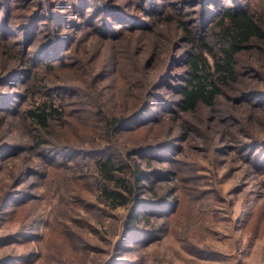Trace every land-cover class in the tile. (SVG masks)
<instances>
[{
    "label": "rangeland",
    "instance_id": "rangeland-1",
    "mask_svg": "<svg viewBox=\"0 0 264 264\" xmlns=\"http://www.w3.org/2000/svg\"><path fill=\"white\" fill-rule=\"evenodd\" d=\"M35 1L10 0L8 7L19 2V6L33 3L36 9ZM73 1L79 0H50V8L55 15L59 11L66 13ZM90 1L81 7V12L92 14L88 17L92 16L93 23L107 17V6L120 5L128 14L139 17L141 26L138 24L133 31L125 28L112 39L98 36L87 27L88 23L84 24L78 46L72 48L60 68L49 73L50 83L72 85L78 90L73 93L64 88L65 116L59 124L53 123L52 134L44 137L48 142L86 148L102 140L103 121L95 115L94 106L89 108L86 92L82 91L90 85L97 86L98 97L105 100L103 108L109 114L130 113L156 91L163 103L157 98L150 100L154 101L151 107L156 118L145 114L130 124L115 144L126 155L138 146L159 142L169 129L180 136V122L189 120V138L183 143L175 141L180 146L172 155L177 159L175 173L153 183L160 191L154 202L161 200L169 205V211H177L163 217L153 215V225L141 221L142 231L152 234L131 239L126 242L128 248L116 252L115 244L129 208L113 209L101 200L92 155H61L56 157L61 162L57 164L45 160L39 150L28 149L23 152L27 156L19 152L14 158V151L9 149L7 155L13 158L4 160L8 167H0V198L9 188L21 193L17 195L19 206L14 201L5 208L17 205L18 210L0 214V239H6L0 243V264H109L115 258L127 264H264V168L254 166L253 158L247 156L248 149L241 151V143L246 140H264V109L240 105L236 101L238 92L228 90L234 103L226 97L219 110L199 109L178 117L176 122L168 115L174 109L182 114L187 108L178 103L188 78L192 38L201 53L209 55L211 35L219 18L215 16L223 13V8L234 6L250 13L264 12V0H221L222 5L210 6L216 15L205 22L200 18L202 3L198 0H165L168 5H156L160 13L152 19L138 0ZM131 1L134 5H130ZM105 3L103 8L92 7ZM231 17L227 13L225 19ZM120 25L115 22L114 28ZM200 25L201 34L197 32ZM18 33L13 32L14 40L9 43L0 42V74L17 66L13 57L25 41ZM259 45L263 48H252L239 60L242 74L240 81L233 83L236 87L246 81V86L264 88V43ZM25 48L31 50L33 46L27 43ZM146 68L150 69L149 76L144 72ZM195 77L199 78V73ZM225 107L231 111L221 110ZM19 108L18 103L12 112ZM18 113L0 117V143L29 142V122ZM256 151L263 155L264 147L256 148L253 154ZM23 160L42 175H28L26 184L15 180ZM170 187L174 188L172 200L164 194ZM30 195L35 196L23 204ZM145 196L150 197L148 192ZM22 229L29 231L25 237L19 232Z\"/></svg>",
    "mask_w": 264,
    "mask_h": 264
},
{
    "label": "trees",
    "instance_id": "trees-1",
    "mask_svg": "<svg viewBox=\"0 0 264 264\" xmlns=\"http://www.w3.org/2000/svg\"><path fill=\"white\" fill-rule=\"evenodd\" d=\"M9 1L0 0V13L3 11V15L0 16V42L9 43V40H14L13 32H17V30L20 31L18 35L23 34L25 41L22 45L24 47L18 50L19 56L13 57L17 61H15L17 66L0 74V117L20 112L18 114L23 115L28 120L31 132L29 133V142L0 143V167H8V162L4 160L9 159L8 157L10 159L15 158L19 152H27L28 149L31 152L39 150L37 152H41V156L45 160L47 159L50 163L54 162L57 164H61V162H58L56 157L58 158L61 155H92L98 169V188L101 200L113 209L118 207L129 208L123 220V229L114 248L116 252L121 248L126 249L128 248V245H126L127 241L141 238L139 237L140 235L147 237L152 234L142 231L141 221L153 225V215L163 217L164 215L167 216L168 213L173 215L177 211V209L169 211L167 209L169 205L164 204L161 200L158 202H163V204L154 202L157 201L153 200L154 197H160V191L153 183L154 180L161 179V177L164 178L169 173H175L177 159L172 155L177 149H180V146L175 141L181 140L183 143L189 138V120L184 116L185 119L180 122V136L173 135L169 129L163 132L159 142L138 146L125 155L119 151L115 140L123 134L125 129L129 128L130 124L137 122L145 114L150 116V119L156 118L154 109L151 107L154 101L150 100L157 98L160 102L162 97L156 95V91H153L145 97L143 105L130 113L116 112L109 114L103 108L105 100L98 97L97 86L90 85L87 90L83 89L82 91L86 92V97L90 104L89 108L94 106L96 108L95 115L99 116V119L103 121L102 140L95 147L86 148L83 146H67L53 140H49V143L44 135L52 134L53 123L59 124L65 116L67 110L65 109L66 95L63 92L64 88H66V92L78 90L76 86L75 88L72 85L50 83L49 73L60 68L72 48L78 46L81 39L79 34L84 24L88 23L87 27L91 28V31L97 32L98 36L111 37L113 39L121 31L126 30L125 28L130 31L138 28V24H141L142 20L135 15L128 14L129 12L120 7V5L107 6L106 3L102 5L100 3L99 5H92L93 9L97 6L100 8L107 6L110 9L109 11L108 9L106 10V12L108 11L107 17L105 15L100 23L96 24L95 20L93 23L92 16L88 17L92 14L84 15L81 12V7L90 0H79L77 3L73 1L74 3L71 2L69 5L68 12L62 13L59 11L56 15L55 11L50 8V0H36L35 4L38 6L36 9L33 3L19 6V2V4L14 2V5L8 7ZM138 1L141 7L145 6V10L150 13L149 17L151 19L156 17L157 13H160L155 8L156 5L160 3L164 6L168 5L165 0ZM220 1L198 0L199 3H202V9H199L201 12L200 18L204 21L215 16L216 11L210 6L222 5ZM207 3L208 5H205ZM130 5H134L133 1H131ZM90 6L91 4L87 8ZM237 7L223 8V13L219 12L215 16V19L219 18L211 35L212 47L209 50V55L201 53V49L196 46L195 38H192V50L187 61L188 78L181 89V103H178V105H185L187 108L183 109L182 114L176 113L175 109L174 111L172 110L168 114L172 121L176 122L183 115L192 114L199 111V109L219 110L218 107L220 105L223 106L227 101L226 97H229L234 103L233 97H230L228 90L238 92L236 101L240 105L246 104L256 109H264V100H262L264 88L254 86V84L246 86L249 83H245L246 81H242V85L238 87L233 85V83L240 81L239 76L242 72H240L239 60L245 55L244 53L252 48H263L259 43H264V12L250 13L247 9L242 10ZM227 13L232 15L230 19H225ZM46 18H49V20ZM58 22L63 25L59 26ZM115 22L121 24L117 29L114 28ZM92 23L96 25L93 26ZM140 24L139 26H141ZM197 29V32L201 34V25ZM27 43L33 46L31 50L25 48ZM80 67L84 68L85 65L81 64ZM149 70V68H146L144 71L148 76L151 73ZM196 73H199V78L195 77ZM146 74H143L144 78ZM159 82V84L163 85L164 79L162 83L161 81ZM73 93L71 95H74ZM15 96H18L19 101ZM18 103L20 108L16 111L17 113L12 112L15 111ZM160 103L163 105L162 102ZM221 110L231 111L228 107ZM259 147H264L262 138L254 137L241 143V151L243 152L247 149L250 151L247 156L253 158L252 163H254V166L264 168V154H258L260 152L256 151L254 153L256 159L253 156L254 150ZM9 149L14 151L12 153V155L14 154L13 157L9 154L7 155ZM50 159L54 160L51 161ZM29 160L31 159L28 157ZM22 162L17 167L15 180L26 184L25 178L28 175H42V172L36 167H28V163H25V160ZM37 164H40V162ZM146 178L148 181H143ZM173 191L174 188L170 187L164 193L169 195V200H172L171 198L174 196ZM145 192H148L150 197L145 196ZM20 193L21 191L17 192V189L9 188L5 194L1 195L0 214L7 213L8 215L18 210L16 206H19L20 200L17 199V195ZM34 196L30 195L31 198L23 204L29 203ZM14 201L17 204L16 206L11 209H5ZM19 232L22 233L23 229ZM27 232L29 231L23 232L24 237ZM13 237H17V235ZM5 240L1 238L0 243L5 242ZM109 264L127 263L115 258L110 260Z\"/></svg>",
    "mask_w": 264,
    "mask_h": 264
}]
</instances>
